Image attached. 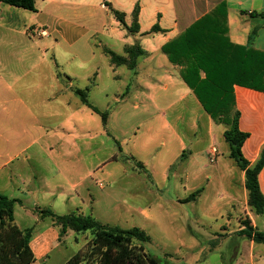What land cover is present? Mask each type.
I'll return each instance as SVG.
<instances>
[{"label":"crops","instance_id":"1","mask_svg":"<svg viewBox=\"0 0 264 264\" xmlns=\"http://www.w3.org/2000/svg\"><path fill=\"white\" fill-rule=\"evenodd\" d=\"M35 2L36 12L0 3V194L19 201L15 205L13 224L20 230L32 229L30 246L35 257L32 264H49L55 258L53 255L61 250V227L50 218H41L37 209H50L62 215L55 210V205L62 197L65 205L77 196L82 197L77 195V189L82 184L73 182L74 179L69 175L74 177V161L91 157L94 153L90 150L64 151L66 156H61L69 160L66 163L68 174L63 176L64 184H55L58 171L46 165L49 158H53L50 155L56 157V154L42 149L30 150L27 143L33 145L43 141L52 142L58 131L67 129L68 133L82 132L89 136L93 132L101 136L105 134L113 140L118 137L117 133L127 137L131 133L128 134V131H132L137 125L135 123V126L128 128L121 125V122L126 121L124 113L129 108L128 99L134 101L133 109L138 113V119L139 116L145 117L139 124L147 129L148 136L154 141H149L148 147H153L152 144L159 138L161 146L167 147V142L162 139L166 133L168 136L173 135L171 137L177 143V156L174 164L169 166L168 181L171 180V168L188 161L194 156V150L200 156L207 154L210 160V153L215 147L218 150L217 159L210 162H222L220 165H225L221 179L230 191L227 204L236 216L243 214L250 219L255 229L262 231L257 217L264 213L258 215L248 205L245 172L229 158L230 147L225 157L217 146L216 130L221 127L223 134L227 127L216 124L204 111L193 91L183 81L182 68L172 64L162 49L194 22L225 2L230 41L240 46L250 44L255 50L264 52V0ZM137 5L139 32L130 34L116 20L112 10L124 13L125 22L130 27ZM155 25L159 26L160 32L152 31ZM31 30L45 31L46 36H39ZM255 30L256 34L250 42ZM48 38L53 40L49 41ZM135 45L143 53L137 57L134 69L113 64L106 53L111 51L129 59L127 49ZM59 55L65 58L63 66ZM46 56L54 68H42ZM13 59L19 64V69L10 68ZM66 62L85 67L87 74L81 79L82 73L72 71L69 68L71 65L64 68ZM86 88H89V93H104L106 98L109 91L116 93L106 128L102 121L101 127L97 129L83 124V117L88 112L85 107H88L75 94V90ZM234 97L235 111L240 114L239 129L248 134L242 154L254 166L261 158L264 148V92L235 86ZM133 131L132 141L137 143L141 135H138L140 129ZM115 142L119 151L123 152V145ZM198 147L202 149L197 150ZM223 157L226 162H223ZM115 158L116 155L102 166L97 164L90 168L88 178H93L95 173L109 163L117 164L120 160ZM137 162L142 163L145 169L148 167L142 161ZM149 172L153 178L152 184L158 186L153 173ZM208 177L211 179L212 175ZM258 179L264 196V166ZM90 184L82 186L88 193L82 197V202L93 211L99 201L93 200ZM196 190H202L203 193L205 188L200 186ZM80 210L84 214L82 208H75L73 213ZM25 221L33 224H20ZM65 235L69 238L74 234L69 230ZM66 261L67 258L59 261V264H66ZM234 264H264V243L239 237Z\"/></svg>","mask_w":264,"mask_h":264},{"label":"rangeland","instance_id":"2","mask_svg":"<svg viewBox=\"0 0 264 264\" xmlns=\"http://www.w3.org/2000/svg\"><path fill=\"white\" fill-rule=\"evenodd\" d=\"M52 40L53 38L49 39V41ZM97 59L99 62V58ZM59 61L63 66L64 56L59 55ZM50 64L46 56L42 68L47 70L54 68ZM68 67L72 71L81 72V79L88 72L85 67L66 62L64 68ZM10 68L19 69V64L13 59ZM115 94L114 91H109L108 98H106L104 93L93 91L89 93V100L100 110L109 112L115 104L113 100ZM133 102L132 99H128L129 108L124 113L126 121L121 122V125L128 128L137 123L134 129H140L138 135L141 134L137 143L132 141L134 129L128 131V134L131 133L127 137L117 133V138L114 135L116 140L105 134L101 136L94 132L91 136L84 135L82 132L68 133L67 129L58 131L55 135L57 137L52 142L43 141L33 145L27 143V148L30 150L42 149L56 154V157L50 155L53 158H49V163L46 165L58 171L55 184H64L63 176L68 174L66 163L69 160L65 157L64 151L90 150L94 153L91 157L75 159V174L74 177L72 174L69 177L73 178L76 184H82L77 189V195L83 198L88 193L82 186L87 187L91 183L90 192L93 200L99 201L98 206L92 211L90 206L83 204L82 197L76 195V199H71L66 205L62 197L55 205V210L62 215H67L72 214L75 208H82L85 215L92 216L101 224L119 226L123 229L141 228L151 237V242L146 244V249L162 264H234L239 247V237L245 238L239 232L248 217L243 214L236 216L227 204L230 191L221 179L225 165H220L222 162L211 163L207 154L200 156L194 150V156L188 161L175 164L171 168L169 177L172 181H168L169 166L174 164L177 156V143L171 137L173 135L168 136L166 133L162 139L167 142V147L161 146V138L152 144L153 147H148L149 141H154H151V137L148 136L147 129H143V126L139 124V121L145 117L139 116L138 119V113L133 109ZM85 109L88 112L83 117V124L88 128L101 127L100 117L88 108L85 107ZM128 122L131 124L127 125ZM221 131V127L216 130L217 146L227 157L229 145L225 142ZM115 141L123 145V152L119 151ZM201 149L198 147L197 150ZM114 155H116L115 160H120L117 164L109 163L100 172L95 173L93 178H88L90 168L92 169L97 164L102 166ZM129 155L136 161L131 160ZM225 157L222 158L223 162H226ZM137 161H142L148 166L146 169L153 173L159 187L152 184V175L147 170L150 178L143 173ZM208 175H212V178L210 179ZM205 178L209 180L206 181ZM200 186L205 188L201 196L195 201L186 203V199ZM251 211L254 212L252 208ZM81 212L80 210L78 214H82ZM257 219L260 229L264 231V215ZM20 224L32 225L33 222L25 221ZM65 233L61 234L60 252L53 255L55 258H52L49 264H59V261L65 258L69 260L76 253L87 251L93 238L90 231L84 233L72 231L74 235H70L69 238H66Z\"/></svg>","mask_w":264,"mask_h":264},{"label":"trees","instance_id":"3","mask_svg":"<svg viewBox=\"0 0 264 264\" xmlns=\"http://www.w3.org/2000/svg\"><path fill=\"white\" fill-rule=\"evenodd\" d=\"M0 3L36 12L35 0H0ZM116 20L130 34L139 32V6L133 11L130 27L125 22V14L112 10ZM228 9L220 3L211 13L205 15L174 40L167 43L162 51L169 61L181 67V77L193 91L204 111L218 125H224V139L230 147L229 158L245 172V187L248 191V205L258 215L264 213V196L259 187V173L264 166V148L258 163L251 166L242 154V147L248 134L239 129L240 114L235 111L234 87L240 86L264 92V52L257 51L250 44H233L228 37ZM264 18V15H262ZM153 32L161 29L155 25ZM256 30L250 37V42ZM111 62L117 66L126 65L134 69L136 59L143 53L137 45L128 48L129 59L106 51ZM61 77V74L58 73ZM75 94L82 103L97 114L104 128L107 127L109 112L101 111L89 101V88L76 89ZM143 173L144 165L137 162ZM202 193L197 190L186 202L195 201ZM18 200L0 194V264H32L35 261L30 242L32 229L20 230L13 224L15 205ZM41 218H50L61 227V234L67 230L75 233L92 232L88 249L73 255L66 264H162L146 249L151 237L141 228L123 229L119 226L101 224L90 215L72 213L58 215L50 209H37ZM244 226V228H242ZM241 233L257 243H264V232L255 229L247 218Z\"/></svg>","mask_w":264,"mask_h":264},{"label":"built area","instance_id":"4","mask_svg":"<svg viewBox=\"0 0 264 264\" xmlns=\"http://www.w3.org/2000/svg\"><path fill=\"white\" fill-rule=\"evenodd\" d=\"M34 34H37L39 36H46V32L45 31H37V30H31ZM217 154H218V150L214 147L212 148V151L210 153V161L211 162H215L217 159Z\"/></svg>","mask_w":264,"mask_h":264}]
</instances>
